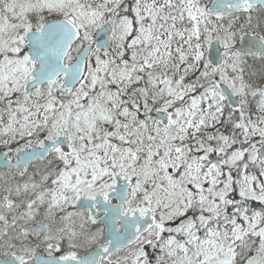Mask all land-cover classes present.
Here are the masks:
<instances>
[{
    "label": "snow or ice",
    "instance_id": "obj_1",
    "mask_svg": "<svg viewBox=\"0 0 264 264\" xmlns=\"http://www.w3.org/2000/svg\"><path fill=\"white\" fill-rule=\"evenodd\" d=\"M0 264H264V0H0Z\"/></svg>",
    "mask_w": 264,
    "mask_h": 264
}]
</instances>
